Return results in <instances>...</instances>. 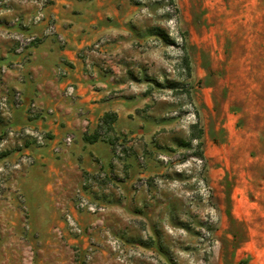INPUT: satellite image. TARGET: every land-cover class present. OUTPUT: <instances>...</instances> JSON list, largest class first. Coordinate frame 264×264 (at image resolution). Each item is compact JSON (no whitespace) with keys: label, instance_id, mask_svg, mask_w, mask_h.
<instances>
[{"label":"rangeland","instance_id":"374dc122","mask_svg":"<svg viewBox=\"0 0 264 264\" xmlns=\"http://www.w3.org/2000/svg\"><path fill=\"white\" fill-rule=\"evenodd\" d=\"M134 2L131 40L91 60L94 78L111 85L98 87L103 100H118L119 113L83 136L108 150L107 162L69 172L57 162L72 139L51 145L34 122L42 107L25 105L18 88L55 33L50 1L0 0V264H251L249 236L194 137L204 89L226 99L237 62L263 48L264 0Z\"/></svg>","mask_w":264,"mask_h":264},{"label":"crops","instance_id":"0c3cea01","mask_svg":"<svg viewBox=\"0 0 264 264\" xmlns=\"http://www.w3.org/2000/svg\"><path fill=\"white\" fill-rule=\"evenodd\" d=\"M49 1L46 15L53 20L55 33L33 51L25 68L31 80L26 76L18 88L25 105L34 101L42 107L34 122L52 136L51 145L72 139L58 167L97 172L105 166L108 150L99 141L84 143L83 136L97 128L103 114L119 111L118 100H103L98 87L111 85L94 78L91 60L103 47L113 49L116 45H112L131 40L133 33L127 27L135 32L141 8L134 0ZM243 27L249 31L247 22ZM256 39L263 48L249 64L237 62L228 97L218 99L211 88L204 89L199 114L208 178L219 195H227L231 202V217L241 229L238 233L249 236L244 246L251 252L250 263L264 264V36ZM91 46L98 48L90 52ZM67 88L74 91L72 95ZM61 175L66 179L65 171Z\"/></svg>","mask_w":264,"mask_h":264},{"label":"trees","instance_id":"16d2710c","mask_svg":"<svg viewBox=\"0 0 264 264\" xmlns=\"http://www.w3.org/2000/svg\"><path fill=\"white\" fill-rule=\"evenodd\" d=\"M107 118H109V115L108 114L104 116L103 120L105 121V120H107ZM201 135H202V131L199 129L198 130V134L194 137V139H198L199 140L201 138ZM96 139H97L96 136H94L92 138H85V140L87 142H89V143L95 142Z\"/></svg>","mask_w":264,"mask_h":264},{"label":"built area","instance_id":"2783aa9c","mask_svg":"<svg viewBox=\"0 0 264 264\" xmlns=\"http://www.w3.org/2000/svg\"><path fill=\"white\" fill-rule=\"evenodd\" d=\"M52 27H50V29H49V32H51L52 31ZM69 93L72 91V89L71 88H68V90H67ZM67 141V143H70V139H67L66 140Z\"/></svg>","mask_w":264,"mask_h":264}]
</instances>
